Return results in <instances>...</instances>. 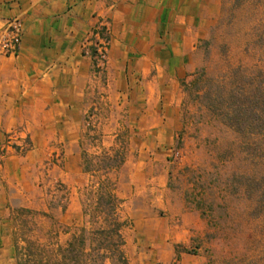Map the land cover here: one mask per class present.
Here are the masks:
<instances>
[{
	"label": "rangeland",
	"instance_id": "obj_1",
	"mask_svg": "<svg viewBox=\"0 0 264 264\" xmlns=\"http://www.w3.org/2000/svg\"><path fill=\"white\" fill-rule=\"evenodd\" d=\"M196 46L194 69L178 88H170L169 96L178 101L181 129H168L170 120L163 114L111 119L106 116L109 104L100 105L99 117L93 107L79 143L81 173L68 178L65 148L55 150L41 169L35 207L14 209V240L65 244L83 226L89 228L84 210L93 208L98 184L108 177L117 184L122 214L129 220L125 235L130 264H183L167 248L181 222L183 203L206 226L192 235L187 247H176L193 255L189 264H264V220L254 211L241 178L262 172L264 160L248 157L242 138L185 90L201 68L213 76L238 65L264 70V0H221L219 15ZM96 69L106 85V67ZM168 103L169 97L161 100V111ZM118 150L125 151L124 162L113 168ZM88 162L91 171L84 168ZM147 207L156 218L138 229L134 212Z\"/></svg>",
	"mask_w": 264,
	"mask_h": 264
},
{
	"label": "crops",
	"instance_id": "obj_2",
	"mask_svg": "<svg viewBox=\"0 0 264 264\" xmlns=\"http://www.w3.org/2000/svg\"><path fill=\"white\" fill-rule=\"evenodd\" d=\"M220 10L221 0H0V33L14 17L24 27L18 53L0 52V143L12 130L22 129L31 146L24 152L9 148L0 165V264H17L12 215L16 206L35 207L39 175L50 155L63 146L65 175L81 173L79 143L93 107L99 117L100 105L109 104L106 116L111 119L163 114L170 120L168 129H181L170 88H178L194 69L196 43ZM106 20L105 85L84 47L94 27ZM167 97L161 111L158 104ZM179 214L181 222L167 248L189 264L193 255L176 247H187L206 226L185 203ZM133 217L138 229L156 218L151 207Z\"/></svg>",
	"mask_w": 264,
	"mask_h": 264
},
{
	"label": "trees",
	"instance_id": "obj_3",
	"mask_svg": "<svg viewBox=\"0 0 264 264\" xmlns=\"http://www.w3.org/2000/svg\"><path fill=\"white\" fill-rule=\"evenodd\" d=\"M192 76L185 84L187 94L242 138L241 146L248 157L264 160V70L238 65L213 76L201 68ZM124 157L125 151L118 150L112 167H120ZM84 168L92 170L89 162ZM241 178L254 211L264 220V169ZM95 193L93 208L84 210L89 228L83 226L65 244L47 245L17 237V264H130L125 235L129 220L122 214L123 199L117 193V184L106 177Z\"/></svg>",
	"mask_w": 264,
	"mask_h": 264
},
{
	"label": "built area",
	"instance_id": "obj_4",
	"mask_svg": "<svg viewBox=\"0 0 264 264\" xmlns=\"http://www.w3.org/2000/svg\"><path fill=\"white\" fill-rule=\"evenodd\" d=\"M24 33L21 18L14 17L8 21L7 28L0 33V52L4 55H16ZM85 50L90 54L98 69H104L109 59L110 29L109 22L103 21L97 24L89 39L85 43ZM17 147L24 152L30 149V143L22 129H15L8 133L6 140L0 143V165L5 160L8 150Z\"/></svg>",
	"mask_w": 264,
	"mask_h": 264
}]
</instances>
